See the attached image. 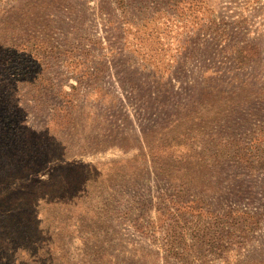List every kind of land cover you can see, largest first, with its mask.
<instances>
[{"label": "rangeland", "instance_id": "rangeland-1", "mask_svg": "<svg viewBox=\"0 0 264 264\" xmlns=\"http://www.w3.org/2000/svg\"><path fill=\"white\" fill-rule=\"evenodd\" d=\"M30 184L54 264H264V0H0V212Z\"/></svg>", "mask_w": 264, "mask_h": 264}, {"label": "trees", "instance_id": "trees-1", "mask_svg": "<svg viewBox=\"0 0 264 264\" xmlns=\"http://www.w3.org/2000/svg\"><path fill=\"white\" fill-rule=\"evenodd\" d=\"M13 188L11 193L20 191L19 196L10 194L6 211L0 212V264H54L53 188L36 184Z\"/></svg>", "mask_w": 264, "mask_h": 264}]
</instances>
